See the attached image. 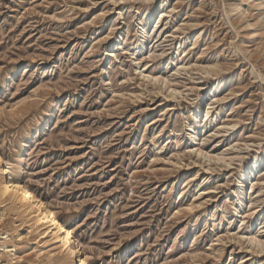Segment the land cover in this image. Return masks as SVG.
<instances>
[{
  "label": "rangeland",
  "instance_id": "obj_1",
  "mask_svg": "<svg viewBox=\"0 0 264 264\" xmlns=\"http://www.w3.org/2000/svg\"><path fill=\"white\" fill-rule=\"evenodd\" d=\"M262 18L264 0H0V264H74L10 179L89 264H264Z\"/></svg>",
  "mask_w": 264,
  "mask_h": 264
},
{
  "label": "bare ground",
  "instance_id": "obj_2",
  "mask_svg": "<svg viewBox=\"0 0 264 264\" xmlns=\"http://www.w3.org/2000/svg\"><path fill=\"white\" fill-rule=\"evenodd\" d=\"M201 102H202V105L203 103H205L203 102V100ZM202 120L203 118L201 116V113H198L196 116L194 125H191L187 128L188 131L192 133V143L191 144L197 143V140L199 137L197 130H198V127L201 126L200 123ZM232 128H234V126ZM260 158H261L260 155H256L254 160L251 159L250 161L246 162L247 165H245L246 163H244L242 170H241V176L239 177L240 179L238 181L240 182L243 179V181H241V184H239L240 188H243L245 186L249 187V185L253 183L255 172L257 169H259V166H260ZM0 176H2L3 178H7L6 171L3 168V159H2L1 154H0ZM239 187L238 189L236 188V190L234 189V193L236 194V197L240 196V198H242V196L245 194V191H240ZM10 192H14L15 195H19V197L17 198L20 201H25L27 204L31 206L32 210L38 215L40 223L44 225H46L47 223H50L49 228L51 230L48 231V234L56 235V240L58 241V243L64 245L68 249L69 248L71 249V251L68 252L67 255L69 259H72L74 264H89L84 258L80 257L81 255L79 256V252L75 246L74 237H73L71 230L64 228V226L59 223V221L57 220L55 215L51 212V210H49L48 207H46L44 200L36 197L33 193H31V191L23 184L21 180L14 181L10 179L7 185L4 184L3 194H8Z\"/></svg>",
  "mask_w": 264,
  "mask_h": 264
}]
</instances>
